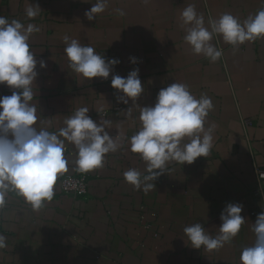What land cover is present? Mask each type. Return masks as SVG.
<instances>
[{
  "label": "crops",
  "instance_id": "crops-1",
  "mask_svg": "<svg viewBox=\"0 0 264 264\" xmlns=\"http://www.w3.org/2000/svg\"><path fill=\"white\" fill-rule=\"evenodd\" d=\"M86 2L0 0V16L41 29L30 38L38 61L33 102L39 118L50 121L48 130L57 132L67 116L88 107L94 121H112L111 135L119 131L125 137L117 152L106 155L104 166L88 174L72 171L76 149L65 142L70 165L64 176L87 177L88 194L83 197L62 194L57 182L53 200L37 210L15 192L7 193L0 206V234L7 238L0 264H240L242 249L255 241L251 228L257 218L251 212L258 205L252 189L255 169H264V39L233 49L222 37H214L212 43L224 55L212 63L184 42L179 16L193 4L206 23L223 13L242 22L264 8V0H108L105 12L91 22L84 13L95 0ZM31 4H39L42 11L29 20L25 9ZM64 36L93 47L106 59H119L111 75L126 77L138 67L144 92L136 103L142 107L154 105L160 89L174 82L186 84L197 98L210 97L213 109L206 127L215 125L210 153L190 165L169 162L168 173L147 194L127 184L126 170L145 169L128 144L140 127L139 108L133 107L132 118L121 113L133 102L117 103L111 75L90 81L73 72ZM40 60L46 68L39 67ZM4 95L11 90L0 85ZM229 203L243 205L246 219L230 244L208 252L186 243L183 229L194 223L217 235Z\"/></svg>",
  "mask_w": 264,
  "mask_h": 264
},
{
  "label": "clouds",
  "instance_id": "clouds-1",
  "mask_svg": "<svg viewBox=\"0 0 264 264\" xmlns=\"http://www.w3.org/2000/svg\"><path fill=\"white\" fill-rule=\"evenodd\" d=\"M149 2L143 0L145 4ZM107 5L108 0H95L84 13L86 19L95 20L105 12ZM41 11L39 4H31L25 9V15L32 20ZM116 11L124 15L122 10ZM179 18L186 32L184 42L192 53L203 55L212 63L224 55L223 50L212 43L214 37H222L233 49L264 39V8L242 22L230 13H223L219 18L209 17L206 23L195 5L188 4ZM40 30L36 24L25 25L17 19L9 21L0 16V85L11 90V95L0 96V206L9 192L23 197L37 210L45 202H51L59 178L69 172L66 141L76 149L75 159L71 161L72 171L88 174L102 168L106 155L117 152L125 140L119 131L115 136L110 134L112 121H94L88 107H79L67 116L65 126L57 132L48 130L50 121L39 118L33 102L38 61L31 50L30 38ZM63 40L69 68L87 80H107L121 63L117 58L106 59L93 47L82 45L76 39L64 36ZM130 60L134 65L138 63L135 57ZM39 67L46 68V62L40 60ZM111 87L119 93L117 103L133 102L132 107L121 111L126 118H132L133 107L139 108L140 127L128 138V144L129 150L145 162V169L141 172L129 168L123 173L125 182L137 191L147 194L155 189V182L168 173L169 162L190 165L210 153L215 125L206 127L213 109L212 100L206 94L197 98L186 84L174 82L160 89L154 105L142 107L136 103L144 92L138 67L126 77L111 75ZM242 211L243 205L229 203L221 213V224L215 236L201 223L186 226L183 229L186 243L208 252L223 248L245 224ZM251 230L255 241L242 249L240 264H264V211L258 214ZM6 246L7 238L0 234V249Z\"/></svg>",
  "mask_w": 264,
  "mask_h": 264
},
{
  "label": "built area",
  "instance_id": "built-area-1",
  "mask_svg": "<svg viewBox=\"0 0 264 264\" xmlns=\"http://www.w3.org/2000/svg\"><path fill=\"white\" fill-rule=\"evenodd\" d=\"M249 122H245L248 125ZM59 189L62 194L77 197H83L88 194V180L84 175L64 176L58 181ZM252 197L258 205L251 212L253 218H257L258 214L264 211V169H255V186L252 189Z\"/></svg>",
  "mask_w": 264,
  "mask_h": 264
}]
</instances>
